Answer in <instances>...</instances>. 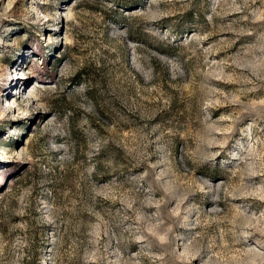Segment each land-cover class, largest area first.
Here are the masks:
<instances>
[{
    "label": "rangeland",
    "instance_id": "obj_1",
    "mask_svg": "<svg viewBox=\"0 0 264 264\" xmlns=\"http://www.w3.org/2000/svg\"><path fill=\"white\" fill-rule=\"evenodd\" d=\"M0 264H264V0H0Z\"/></svg>",
    "mask_w": 264,
    "mask_h": 264
}]
</instances>
